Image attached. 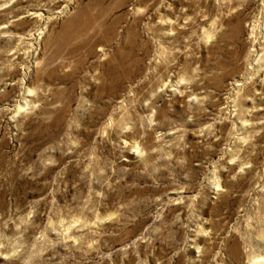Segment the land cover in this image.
<instances>
[{
    "label": "rangeland",
    "instance_id": "rangeland-1",
    "mask_svg": "<svg viewBox=\"0 0 264 264\" xmlns=\"http://www.w3.org/2000/svg\"><path fill=\"white\" fill-rule=\"evenodd\" d=\"M0 264H264V0H0Z\"/></svg>",
    "mask_w": 264,
    "mask_h": 264
}]
</instances>
